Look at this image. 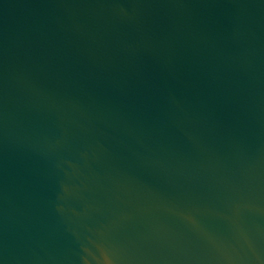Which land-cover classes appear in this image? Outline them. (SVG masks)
Wrapping results in <instances>:
<instances>
[{
  "label": "water",
  "instance_id": "obj_1",
  "mask_svg": "<svg viewBox=\"0 0 264 264\" xmlns=\"http://www.w3.org/2000/svg\"><path fill=\"white\" fill-rule=\"evenodd\" d=\"M0 264H264V0H0Z\"/></svg>",
  "mask_w": 264,
  "mask_h": 264
}]
</instances>
